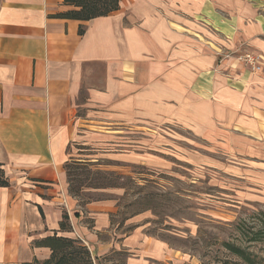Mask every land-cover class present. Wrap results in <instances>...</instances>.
Listing matches in <instances>:
<instances>
[{
	"label": "crops",
	"instance_id": "obj_1",
	"mask_svg": "<svg viewBox=\"0 0 264 264\" xmlns=\"http://www.w3.org/2000/svg\"><path fill=\"white\" fill-rule=\"evenodd\" d=\"M70 9L0 0V264L48 259L35 242L53 234L79 239L98 264L110 253L177 262L139 229L117 241L110 203L70 195L74 146L95 149L94 163L204 166L232 202L264 206V62L249 73L235 60L264 58V0H123L104 17H55Z\"/></svg>",
	"mask_w": 264,
	"mask_h": 264
},
{
	"label": "rangeland",
	"instance_id": "obj_2",
	"mask_svg": "<svg viewBox=\"0 0 264 264\" xmlns=\"http://www.w3.org/2000/svg\"><path fill=\"white\" fill-rule=\"evenodd\" d=\"M181 136L195 140L186 131ZM172 146L168 155H173ZM74 148L76 160L82 161L69 163L71 191L82 203L97 201L115 208L110 222L117 241L139 229L165 242L177 252L178 259L161 264H264V206L232 202V195L221 192L219 173L211 187L207 178L212 174L204 166L181 164L171 156L162 167L108 159L94 163L95 149ZM105 151L97 148V156ZM74 162L86 164L72 165ZM97 171L102 175L94 174ZM231 247L241 250L244 258ZM125 258L124 254L110 253L102 261L124 264Z\"/></svg>",
	"mask_w": 264,
	"mask_h": 264
},
{
	"label": "trees",
	"instance_id": "obj_3",
	"mask_svg": "<svg viewBox=\"0 0 264 264\" xmlns=\"http://www.w3.org/2000/svg\"><path fill=\"white\" fill-rule=\"evenodd\" d=\"M123 0H64V5L71 7L70 10L56 14L55 17L76 21H88L98 17L107 16L119 9V5ZM82 33V30L79 31ZM86 163L74 162L72 165H82ZM71 164L66 165V176L68 183V190L70 195L77 197L75 193L71 191L70 174L69 171ZM96 175H102V172L94 173ZM112 174V173H111ZM107 175V174H106ZM98 179V178H97ZM9 182L5 175V172L0 165V187H8ZM99 187V186H97ZM59 229L61 232H70L71 227L68 221L66 213L62 215V220L59 223ZM38 247H45L50 250V256L48 259L37 262L34 264H98L93 260L91 254L86 246L77 238L61 237L53 234L38 242H35ZM233 253H237L244 258V253L231 247Z\"/></svg>",
	"mask_w": 264,
	"mask_h": 264
},
{
	"label": "built area",
	"instance_id": "obj_4",
	"mask_svg": "<svg viewBox=\"0 0 264 264\" xmlns=\"http://www.w3.org/2000/svg\"><path fill=\"white\" fill-rule=\"evenodd\" d=\"M236 62L241 63L245 72L256 73L261 70L263 57L251 51H244L241 55L236 56Z\"/></svg>",
	"mask_w": 264,
	"mask_h": 264
}]
</instances>
